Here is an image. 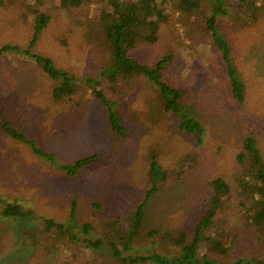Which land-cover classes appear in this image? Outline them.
Segmentation results:
<instances>
[{
  "label": "rangeland",
  "instance_id": "374dc122",
  "mask_svg": "<svg viewBox=\"0 0 264 264\" xmlns=\"http://www.w3.org/2000/svg\"><path fill=\"white\" fill-rule=\"evenodd\" d=\"M6 1L10 5H0V46L6 43L27 45L36 12L24 8L22 0ZM29 2L33 5L34 1ZM92 8V4H87L71 13L59 8L58 0L42 6L51 21L35 46L36 51L52 55L59 66L77 76L97 75L105 60L93 45L89 47L85 43L82 27L73 17L77 13L79 17L85 13L91 15ZM166 13L168 21L162 25L158 41L138 47L134 55L153 66L173 51L172 62L159 74L183 92V105L203 123L201 142L196 135L176 127L174 115L170 118L157 109L160 99L155 95L158 92L144 76L130 80L124 88L117 85L115 89L108 83L103 86L105 95L120 100L118 109L122 111L126 126L125 137L115 142L108 130L107 110L92 92V84L83 88L84 99L80 102L59 103L52 100L50 80L29 57L0 54V115L3 121L12 123L33 139L37 147L52 155L50 158L33 151L30 145L10 137L3 124L0 125V217L3 206L12 202L34 212L27 219L2 217L8 222L1 223L11 225L17 244L11 251L16 257L8 261L1 258L0 262L25 264L37 245L47 251L52 248L49 257L53 264H59L61 259L62 264H67L66 258L72 259L73 255L90 259L92 251L79 241L85 236L96 237L98 231L94 228L85 234L83 225L104 219L92 204L100 202L106 215L110 208H122L118 213L124 218L151 186L147 171L153 151H158L160 161L176 172L193 166L186 179L161 185L146 203L150 216L158 215L162 224L179 226L191 224L201 213L200 194L206 192L201 188L210 180L220 176L234 185L239 183L236 157L250 134L257 136L264 156V14L260 21L251 22L242 30L228 25L232 23L229 16L218 20L220 31L232 46V56L245 85L246 100L240 104L232 95L227 63L213 42L207 36L186 35L196 28L195 17L170 6ZM94 152L101 155L97 162L76 176H68L61 167ZM73 196L78 198L77 216L68 223L74 234L73 244L65 234L63 238L68 246L61 244L63 249L57 248L54 239L58 237L43 230V219L49 217L67 223ZM233 198L239 202L245 200L238 192ZM239 209L240 214L237 209H230L220 211L217 216L215 226L225 232L229 247L234 237L244 238L251 231L246 222L247 210L243 206ZM157 225L154 222L153 226ZM42 231L48 236L44 241L39 240ZM145 240L139 242L142 244L139 250L133 251L155 249V245H147ZM251 240L248 246L245 240L244 244L238 240L230 256L235 258L238 252L262 256L261 245ZM205 250L210 248L202 241L200 251Z\"/></svg>",
  "mask_w": 264,
  "mask_h": 264
},
{
  "label": "trees",
  "instance_id": "16d2710c",
  "mask_svg": "<svg viewBox=\"0 0 264 264\" xmlns=\"http://www.w3.org/2000/svg\"><path fill=\"white\" fill-rule=\"evenodd\" d=\"M33 1V5H30L29 0L20 1L24 8L36 12L33 31L27 45L6 43L0 46V54L13 53L29 57L50 80L52 100L59 103L80 102L84 99L83 88L92 84V92L107 110L108 130L111 137L114 135L115 142L120 141V137H125L126 126L123 124L122 111L118 109L120 100L105 95L103 86L108 83L107 85L110 84L115 89L117 85L124 88L131 82L130 80L138 76L146 77L156 87L158 93L155 96L160 99L157 109L170 118L174 115L176 127L182 132L196 135L197 141L201 142L203 123L198 117L190 114L183 105V92L165 81L159 74V71H164L167 64L172 62L173 51L164 55L153 66L143 63L134 55V50L138 47L152 45L158 41L162 25L168 21L167 6L195 17L193 23L196 28L186 35H190L189 37L198 35L201 38L207 36L213 42L222 59L227 63L226 72L231 79L234 99L240 104L246 100L245 85L232 56V46L226 35L220 31L218 20L219 17L229 16V22L232 23L228 25H234L242 30L251 22L261 20L264 14V0H58L59 8L71 13L84 5H93V14L85 13L84 16L79 17L77 13L73 17H76L77 25L82 27L85 43L89 47L93 45L94 50L101 55L105 63L101 66V70H98L97 75L82 76H77L69 69L59 66L52 55L36 51L35 46L51 21V16L41 7L54 0ZM0 5L7 7L10 4H7L6 0H0ZM2 124L5 132L13 139L30 145L37 153L52 157L45 149L37 147L35 141L23 131L12 123L3 121L0 115V125ZM100 156L98 152H94L61 167L68 176H76L81 170L95 164ZM190 158L197 160L195 157ZM149 159L147 173L151 186L141 194L142 200L137 206L131 207L126 213L125 217L129 216V218L124 219L125 217L120 216L118 212L122 208L109 207L111 210L109 209L106 215L102 212L104 206L100 202H94L92 205L94 208L96 206L99 214L104 215V219L98 223L85 222L83 225L85 234L94 228L98 234L96 237L85 236L81 239L83 241H79L82 246L85 245L89 251H92V257L84 258L86 260L84 261L81 256L73 255L72 259L66 258L67 264H109L110 262L113 264H264V156L256 135L250 134L237 153L239 183L234 185L225 178L217 176L204 185L201 189H206V192L201 191L200 194L202 211L191 224L185 223L181 226L172 223L162 224L158 215L150 216L146 212V203L153 198L161 185L186 179L193 166L176 172L160 161L158 151L151 152ZM237 192L244 195L245 200L236 201L233 195ZM240 206L248 212L246 222L251 231L244 238L234 237L229 247L226 244L225 232L215 226L217 216L220 211L230 209H237L240 214ZM3 207L0 217V259L6 258L8 261L16 257L11 251L17 242L11 231V225L1 223V221L8 222L2 217L14 216L27 219L34 212L18 202L6 203ZM77 209L78 198L73 196L67 223L49 217L43 219V230L47 233L53 232L58 237L54 239L57 248H61V244L68 246V242L63 238L65 234H68L69 241L73 244L71 239L74 234L68 223L75 220ZM154 222L158 223L156 227L153 226ZM169 222H172V219ZM44 231L39 235V240L44 241L48 238ZM144 238L147 245H155V249L134 252L133 250H139L142 246L139 242ZM251 239H255L261 245L262 256L258 253L249 256L239 252L235 258L230 256L238 240H241L240 244H244L243 240H245L248 246L252 242ZM202 241L207 248H210L209 251H200ZM47 250L37 245L25 264H53L51 256L49 257L52 248ZM0 264L7 263L0 262ZM59 264H62V259Z\"/></svg>",
  "mask_w": 264,
  "mask_h": 264
}]
</instances>
